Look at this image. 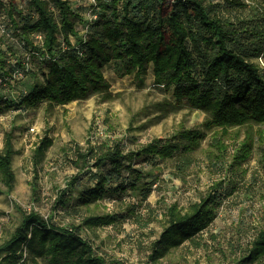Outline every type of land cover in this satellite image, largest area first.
Listing matches in <instances>:
<instances>
[{"label":"trees","instance_id":"1","mask_svg":"<svg viewBox=\"0 0 264 264\" xmlns=\"http://www.w3.org/2000/svg\"><path fill=\"white\" fill-rule=\"evenodd\" d=\"M17 1L0 0L3 17L28 52V61L38 62L34 74L42 75V80L19 96L17 106L22 112L42 105L65 107L91 96L110 101L113 96L105 71L114 67L140 83L151 72L154 84L171 91L174 99V103H158V111L166 113L182 106L204 111L209 114L203 125L207 131L227 133L246 127L252 131L254 126L264 125V71L259 64L264 55V0H90V19L69 0H20L35 14L25 17ZM250 2L255 4V14L247 16L244 13ZM79 25L86 26L85 33L78 30ZM8 61L0 47L1 85L25 79L32 72L23 60L14 66ZM13 106L0 104V114ZM206 137L203 130L181 127L173 135L132 149L119 138L96 137L84 145H65L64 162L76 174L59 193L55 210L77 223L60 226L53 217L45 219L35 211L19 209L20 225L0 243V264H35L38 260L124 264L99 253L83 236L86 230L122 223L118 214H95L94 207L108 194L128 191L147 202L160 183L162 163L176 160L174 176L183 179ZM214 141L216 152L208 151L207 157L224 173L222 179L188 209L178 204L168 208L160 239L152 244L149 259L142 264H159L171 250L194 241L217 219L224 202L242 191L247 173L241 167L253 154L252 133L236 147L230 164H225L228 147L217 138ZM52 146V139L46 138L35 149V179ZM16 154L11 131L0 149V182L6 190L0 189V195L14 189ZM143 163L146 167H141ZM83 176L95 185L80 182ZM78 184L84 188L78 190ZM32 190L36 197L37 183ZM251 247L238 264L264 259V212Z\"/></svg>","mask_w":264,"mask_h":264},{"label":"rangeland","instance_id":"2","mask_svg":"<svg viewBox=\"0 0 264 264\" xmlns=\"http://www.w3.org/2000/svg\"><path fill=\"white\" fill-rule=\"evenodd\" d=\"M75 10L90 19L92 7L90 0H69ZM24 16L35 14L28 8L27 2L17 1ZM244 13L255 14V4ZM0 6V47L6 51L9 66L17 60H23L27 71L32 69L25 79L11 84H0V104L15 106L0 114V149L3 148L5 135L13 131L16 156L13 160L15 185L8 195H0V243L20 225L22 211H35L45 219L53 217L60 226L77 221L55 210L59 193L66 188L67 182L76 174L64 162L62 148L70 143L84 145L90 138L100 137L124 139L127 149L136 148L151 142L155 138L173 135L181 127L199 129L206 132V140L194 154V164L183 179L176 178V160L162 163L160 183L147 202H141L139 194L131 191L126 194H108L94 207L95 214L115 213L121 222L114 226L86 230L83 234L94 248L110 260L122 261L124 264H142L149 259L152 244L160 239L166 223L169 207L178 204L188 209L199 203L212 186L223 177V172L212 165L208 151L216 152L215 138L228 147L225 164H230L236 147L244 142L247 133L254 139L253 154L242 165L246 171L242 191L226 200L218 211L213 224L192 242H185L171 252L159 264H238L248 255L251 244L260 228L264 212V125L254 126L252 131L246 128L229 129L223 133L218 129L207 131L203 126L209 114L182 106L170 112H159L158 103L171 101L172 92L154 84L151 72L143 83L134 76H127L124 70L116 71L114 67L105 71L111 84L112 99L103 102L98 96L88 100L71 103L65 107L39 108L22 112L17 106L21 94L28 92L42 75H35L38 62L28 61V52L19 43L14 29L3 17ZM20 19V18H19ZM18 19V20H19ZM81 33L86 26L79 25ZM5 32V33H4ZM264 71V55L259 60ZM23 79V80H22ZM108 121V124L107 122ZM52 139L53 146L47 152L42 164L39 178L35 179L33 155L40 142ZM141 167H146L143 163ZM241 171V170H240ZM89 178L82 177L80 182L89 183ZM37 183V196L33 186ZM157 187V186H156ZM83 184L77 189L82 190ZM0 189L5 188L0 182ZM110 189V188H109ZM108 189V190H109ZM34 264V263H29ZM35 264H48L38 260ZM256 264H264V259Z\"/></svg>","mask_w":264,"mask_h":264},{"label":"built area","instance_id":"3","mask_svg":"<svg viewBox=\"0 0 264 264\" xmlns=\"http://www.w3.org/2000/svg\"><path fill=\"white\" fill-rule=\"evenodd\" d=\"M91 1H94V0H91Z\"/></svg>","mask_w":264,"mask_h":264}]
</instances>
